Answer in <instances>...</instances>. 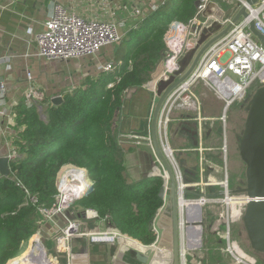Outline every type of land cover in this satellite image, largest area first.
<instances>
[{"label": "built area", "instance_id": "built-area-1", "mask_svg": "<svg viewBox=\"0 0 264 264\" xmlns=\"http://www.w3.org/2000/svg\"><path fill=\"white\" fill-rule=\"evenodd\" d=\"M197 1L198 5L195 6L194 15L186 23L171 22L165 33L166 49L162 55L164 62L163 77H167L178 68V60L187 49L195 44L202 28L210 26L213 21L219 22L224 28L232 22L233 16L242 6L246 8L247 15H240L237 21L231 24L229 30L203 52L192 73L168 94L158 115L157 133L160 148L172 170L177 191L176 199L183 244L182 264H188V262L198 263L195 254L191 256V260H188L190 256L188 252L197 250L200 247V242L196 245L191 244L190 232L196 230L195 235H200L199 230L201 231V228L199 224L205 221L209 224L210 232L218 233L224 237L226 240V253L232 257L234 264H256L254 258H247L236 252L234 249L235 241L231 240L230 237V226L241 220L245 205L250 198L243 191L231 190L226 173L224 178L218 180L215 176L217 168L215 165L207 163L206 153L214 152L217 148L207 147L206 149V147L200 145L199 124L205 118L201 120L200 113L202 109L198 97L192 91V87L200 80L219 101L223 102L222 118L223 123H226L225 114L229 107L234 103L248 102L254 89L264 84V46L249 29V23L253 21L255 28L264 35V0H256L252 4L246 0H234L235 7H233L230 14H227L220 4V1L224 2V0ZM164 3L165 0H149L147 10H155L159 4ZM210 3H213V6L210 7L208 14H204ZM217 9H221L223 12L221 18L215 14ZM134 14L142 17L145 13L143 14L140 9H136ZM123 25L124 23L118 20L84 17L67 10L63 5L56 4L53 7L51 16L44 24V29L35 35L38 55L47 61L69 60L95 55L103 46L121 41L123 36L120 27ZM113 67L111 62L100 65L103 72L110 71ZM26 75L28 79L32 78L29 71ZM5 92V84L0 81V99H4ZM24 99L26 106L36 105L38 109H40V101L44 100L43 93L35 88L33 84L26 90ZM173 109H190L196 112V115L192 117L198 123L199 138L195 147L172 148L167 129ZM132 139L134 145L138 146L145 143L154 153L156 163L160 168V171L156 174L162 178V185L164 186L163 203L158 209V211H161L169 200L170 194V180L167 170L155 154L151 135L145 137L134 135ZM226 142L224 133L222 147L224 153L227 147ZM186 152L194 153V157L197 158L192 165H186L185 159L181 156ZM7 155L12 159L17 154L12 150ZM194 157L189 158L192 161ZM76 169L80 168L73 166L65 171L68 182L75 181L70 173ZM83 174L86 181L85 171H83ZM64 177L65 175H61L59 171L58 194L53 205L47 206L40 203L37 195L24 187L26 203L35 206L37 215L41 217V219L38 218L40 227L42 223L51 222L56 215L63 213L64 207H67L68 201H66L62 189ZM206 204H209V208L204 213L203 206ZM154 232L156 234L155 241L149 245H144L145 247L155 245L160 232L157 229ZM34 235H38L37 239L41 241L43 254L49 256L44 248L39 231ZM80 235L79 225L73 221L68 222L67 226L62 228L55 236V252L58 255L68 256L71 251V240ZM96 236L105 237L112 243L117 241L114 244L120 247V237L122 236L124 240L129 238L119 233L115 228L96 233ZM34 256L35 251L31 257L26 256L25 259L32 261ZM50 259L53 264H60L58 260H54L52 257Z\"/></svg>", "mask_w": 264, "mask_h": 264}, {"label": "trees", "instance_id": "trees-1", "mask_svg": "<svg viewBox=\"0 0 264 264\" xmlns=\"http://www.w3.org/2000/svg\"><path fill=\"white\" fill-rule=\"evenodd\" d=\"M195 1L165 0L146 12L119 42L112 71L86 79L64 93L59 104L49 100L41 109L22 102L15 107L12 144L17 155L9 162L10 174L0 175V264L24 257L17 255L21 243L40 227L36 207L25 201L24 187L40 203L53 205L58 173L65 166L85 170L88 187L80 204L107 217L119 233L138 244L155 241L150 220L163 203V180L158 174L129 178V149L118 141L114 115L127 89L150 80L166 49L170 23H186L196 11Z\"/></svg>", "mask_w": 264, "mask_h": 264}, {"label": "crops", "instance_id": "crops-1", "mask_svg": "<svg viewBox=\"0 0 264 264\" xmlns=\"http://www.w3.org/2000/svg\"><path fill=\"white\" fill-rule=\"evenodd\" d=\"M148 3L149 0H0V81L6 87L4 99H0V155H7L14 149L12 141L17 133L14 127V109L20 102L24 103L25 92L31 84L43 92L45 100H47L48 97L51 99L53 96H62L64 93L70 92L84 83L86 79L99 76L103 72L100 65L110 62L113 63V66L115 64L114 56L119 44L103 46L92 56L69 60L47 61L40 57L35 35L44 29V24L51 16L54 5H63L67 10L88 18L121 21L124 25L120 27V32L124 37L128 29L142 18L135 15L134 11L140 9L143 14H146ZM28 71L31 73V79H28L26 75ZM195 95L198 97L202 109L201 120L202 118L212 119L213 117L204 116L202 104L205 94ZM156 102L154 85L149 80L141 86L127 89L123 95L122 105L114 115V130L118 141L122 147L129 149L125 154V164L131 180H137L144 174L157 173L154 171L156 160L151 148L145 143L138 146L132 143L134 135L138 137L150 135L151 119ZM181 110L193 111L190 109ZM171 114L170 121H173L174 124L170 134L175 131L178 122L189 121L196 115V112L195 114L183 113L176 117H172ZM206 124L210 125L211 123L204 125L206 126ZM202 125L203 123L199 124L201 147L217 148L218 144H214L213 141L218 138L213 135L212 126L208 127L204 137ZM190 137L187 128L179 129L174 138H171L170 135V139L178 138V141L188 145H177L175 149L195 147L196 145L190 143ZM181 156L185 159L186 165L193 164V161L188 158L194 157V153L186 152ZM71 167L73 166L63 167L60 174ZM67 213L56 215L51 222L42 223L39 228L43 229L46 226L45 233L49 234V237H45V234L42 235V240L50 258L60 261L59 258L48 253L45 241L49 238L54 240L57 233L65 228L68 222L73 221L79 225L81 235L74 237L78 243L75 244L76 246L74 245V248H72L73 241L71 240V251L68 256L58 255L55 252L59 257H62L63 261L61 262L67 264L68 260V264H107L109 245L117 241L112 243L105 237L96 236V233L112 230L114 227L111 221L107 217L100 218L97 212L85 207L81 219L68 217L73 213L71 208H68ZM38 218L41 219L39 215ZM83 221L88 223L82 224ZM195 233L196 230L190 232L192 245L195 244L194 239L197 236ZM37 238V235H34L31 240L32 244L35 243V253L40 256V259L34 261L43 264V254L39 253L40 248L43 247ZM129 244L138 247L134 242H123L120 239L121 248L125 249ZM37 250L39 251L37 252ZM199 255L197 254L198 262L203 264L202 257ZM25 257L26 254L21 259L12 258L7 263L24 264L22 262L27 261L25 264H34L33 261L25 259ZM232 260L229 258V261L224 264H234Z\"/></svg>", "mask_w": 264, "mask_h": 264}, {"label": "water", "instance_id": "water-1", "mask_svg": "<svg viewBox=\"0 0 264 264\" xmlns=\"http://www.w3.org/2000/svg\"><path fill=\"white\" fill-rule=\"evenodd\" d=\"M252 4L256 0H246ZM198 1H195V6ZM213 3L208 5L204 14H208ZM222 10L217 9L216 16L222 17ZM240 15L246 16L247 11L242 6L233 16L232 22L228 23L224 28L217 21H213L210 26L202 28L195 44L187 49L183 56L178 60V68L167 77L162 76L164 62L161 58L154 69L150 72V80L152 81L157 96L152 119H151V139L156 156L162 162L167 170L170 180L169 200L161 211H157L151 218L150 224L152 230H159L160 235L154 246L145 247L140 243L142 250L133 248L123 249L118 245H109L107 264H182L183 244L181 240V230L179 225V212L176 199V185L172 170L164 157L160 148L157 133V120L160 109L168 94L181 84L194 70L198 60L203 52L223 34H225L231 24L236 22ZM250 31L255 35L257 40L264 46V35L255 28L254 22L249 23ZM51 103L59 104L62 96L56 95L51 97ZM41 109V105H39ZM247 114L244 121L243 131L239 139L238 151L242 162L245 165V192L250 200L246 203L243 215L241 217L242 224L249 241L250 248L256 254L264 255V84L257 86L250 100L248 101ZM171 134V138L178 133V126ZM190 139L193 145L198 144V123L193 124L188 129ZM10 158L8 155H0V175L8 176L11 172L9 167ZM88 185L81 189L71 200L67 202V207L63 209V213L68 214V208L72 209L73 214L80 212L84 214V206L78 201ZM164 195V186L159 191V197L162 199ZM71 218V216H68ZM73 219V218H71ZM48 224V223H47ZM62 227V226H61ZM46 226L39 230L40 235L49 237L45 233ZM199 233L201 231L199 230ZM26 253L31 257L34 253L32 246ZM189 245V244H188Z\"/></svg>", "mask_w": 264, "mask_h": 264}, {"label": "rangeland", "instance_id": "rangeland-1", "mask_svg": "<svg viewBox=\"0 0 264 264\" xmlns=\"http://www.w3.org/2000/svg\"><path fill=\"white\" fill-rule=\"evenodd\" d=\"M220 4L225 9L227 14H230L233 7H235L234 0H224V2L220 1ZM192 90L195 92V94L200 96L205 94V96L203 97V104H202V108L204 110V116L213 117L210 120L205 118L202 121V123H211L210 125L206 124V126L202 125L203 127L202 134L205 135V131L207 130V127L212 126L213 135L218 138L216 140L214 138L215 141H213L214 144H218L217 150L214 152L206 153L207 163L210 165H215V167L217 168V173L215 176L217 177L218 180L224 178L226 173L231 190L241 191L245 186V177H244L245 165L240 159L238 145H239V139L243 131L245 117L247 114L246 107L248 102L234 103L233 105H231L225 114L226 123H223V118H222L223 102L217 100L213 92L209 90L200 80L192 87ZM43 99L44 100L40 101V105L41 104L45 105L50 100L49 97L47 100H45L44 95H43ZM183 113L195 114V112L193 111L173 109L171 116L176 117ZM173 124H174L173 121L172 122L170 121L168 124L167 132L169 136L171 135L170 133L172 132ZM224 133L226 135V141H227L226 142L227 147L225 153L222 150ZM170 144L174 149L177 147V145L188 146L185 142L178 141V138L170 139ZM196 159L197 158L194 157L192 161H195ZM155 164H156V168L154 171L159 172L160 168L157 165L156 161ZM203 207H204L203 208L204 213H206V211L209 208V204H206ZM81 217L82 216L80 212H77L76 214L71 213V218L81 219ZM85 223L88 222H84V221L82 222V224ZM199 225L201 228V233L199 235L200 247H198L197 250L188 252V255L190 254L188 260H191V256L193 254L196 255L198 260L199 258L197 254L199 255V253H201V255L199 256L202 257L203 264H224L227 261H229V258L232 259L231 256L228 253H226V240L224 239V237L218 233L215 234L210 232L209 224L207 223V221L200 223ZM230 230H231V234H230L231 240L235 241V243L238 245V249H237L238 252L241 251V253H243V255L246 256L247 258H254L256 260V264H264V255L256 254L250 248L249 241L247 239L242 224V220L233 223L230 226ZM32 238L33 237H29L23 240V243H21L17 255H23L29 251ZM72 241H73L72 248H74V245L78 243H76L74 238L72 239ZM45 244L48 253L59 258L60 259L59 263L63 264L61 262L63 261L62 257H59L54 251V240L52 238H49L47 239V241H45ZM194 245H196V243ZM46 257L50 258L49 256ZM188 264H199V262L198 263L188 262Z\"/></svg>", "mask_w": 264, "mask_h": 264}, {"label": "bare ground", "instance_id": "bare-ground-1", "mask_svg": "<svg viewBox=\"0 0 264 264\" xmlns=\"http://www.w3.org/2000/svg\"><path fill=\"white\" fill-rule=\"evenodd\" d=\"M82 169V168H80ZM80 169H76L75 171L71 172V176L74 177L75 181H71V182H68V180H66V176H67V173L64 171L62 172L61 175H65L64 177V182L62 183V189L64 191V196H65V199L66 201H69V199L74 196L75 194H77L83 187L86 186V184H88L87 180L85 181L84 180V174H83V171H85L84 169L83 170H80ZM38 237V235H37ZM120 239H122L123 242L127 241V242H134L136 243L134 240L130 239V238H125V240L123 239V237L121 236ZM195 243L198 244L199 242V235H197L195 237ZM192 241V240H190ZM32 242V241H31ZM40 242V245H41V241L39 240ZM137 244V243H136ZM32 245V243H31ZM138 245V244H137ZM42 246V245H41ZM31 247V246H30ZM32 248L34 249L35 248V245L32 246ZM128 248H133V249H136V250H142V247L141 245L139 244L138 247L136 246H133L131 244L129 245H126L125 249H128ZM234 249L236 250V252H238V245L234 242ZM39 253L43 254V248H40V251ZM240 255H243V253H241V251L238 252ZM28 256V255H27ZM43 264H53L50 259H48L46 257V255L43 254ZM35 259H40V256L38 254L35 253V256L33 258V263L34 264H40L38 261H34ZM22 263H27V261H23Z\"/></svg>", "mask_w": 264, "mask_h": 264}, {"label": "flooded vegetation", "instance_id": "flooded-vegetation-1", "mask_svg": "<svg viewBox=\"0 0 264 264\" xmlns=\"http://www.w3.org/2000/svg\"><path fill=\"white\" fill-rule=\"evenodd\" d=\"M197 121V120H196ZM195 123V120L193 118H191L189 121H185V122H181L180 125L178 126L179 129L184 128V130L187 129H191L193 124ZM197 123V122H196ZM205 123H203L204 125ZM205 126V125H204ZM208 131V127L207 130L205 131V135L206 132ZM205 135H203L205 137Z\"/></svg>", "mask_w": 264, "mask_h": 264}]
</instances>
